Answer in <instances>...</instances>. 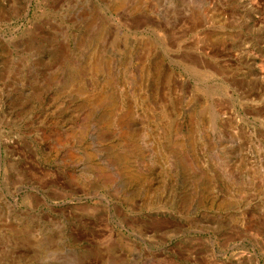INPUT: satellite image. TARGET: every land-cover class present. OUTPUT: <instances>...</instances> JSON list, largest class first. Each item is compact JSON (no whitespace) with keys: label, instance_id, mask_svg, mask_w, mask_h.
<instances>
[{"label":"rangeland","instance_id":"1","mask_svg":"<svg viewBox=\"0 0 264 264\" xmlns=\"http://www.w3.org/2000/svg\"><path fill=\"white\" fill-rule=\"evenodd\" d=\"M0 264H264V0H0Z\"/></svg>","mask_w":264,"mask_h":264},{"label":"bare ground","instance_id":"2","mask_svg":"<svg viewBox=\"0 0 264 264\" xmlns=\"http://www.w3.org/2000/svg\"><path fill=\"white\" fill-rule=\"evenodd\" d=\"M83 131V130H82ZM74 133V132H73ZM81 134V133H80ZM73 136V135H72ZM70 137L67 135H59L57 140V145L61 146L63 143H67L69 141ZM74 154V153H73ZM75 156V155H72ZM72 158V157H71ZM68 160V159H67ZM111 177V176H110ZM108 181V180H107ZM106 181V182H107Z\"/></svg>","mask_w":264,"mask_h":264}]
</instances>
